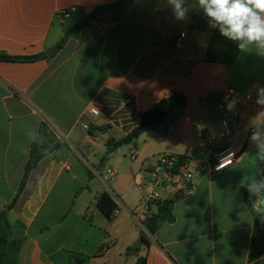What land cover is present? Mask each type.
Listing matches in <instances>:
<instances>
[{
    "label": "crops",
    "instance_id": "obj_1",
    "mask_svg": "<svg viewBox=\"0 0 264 264\" xmlns=\"http://www.w3.org/2000/svg\"><path fill=\"white\" fill-rule=\"evenodd\" d=\"M187 5V19L178 21L166 0H0V53L46 55L0 61V209L8 211L18 264H136L139 257L147 264H251L255 218L242 191L255 167L264 170L248 139L255 100L229 107L234 134L218 148L232 145L239 159L227 170L211 171V150L197 130L222 133L219 105L228 90L256 96L264 58L240 52L208 26L195 0ZM106 6L114 7L65 40ZM72 8V17L57 16ZM69 20L75 23L66 28ZM175 93L185 101L129 144L124 165L113 169L116 150L107 156V142L126 137L142 113ZM43 125L61 145L21 189L29 133L36 141ZM162 154L189 158L196 190L179 196L160 189L162 200H174L175 220L150 235L145 222L158 207L144 202L147 163ZM104 193L117 205L112 221L98 207ZM143 233L150 246L132 251Z\"/></svg>",
    "mask_w": 264,
    "mask_h": 264
},
{
    "label": "trees",
    "instance_id": "obj_2",
    "mask_svg": "<svg viewBox=\"0 0 264 264\" xmlns=\"http://www.w3.org/2000/svg\"><path fill=\"white\" fill-rule=\"evenodd\" d=\"M114 6L100 7L92 14L88 15L85 19L79 22L73 29H71L65 40L75 32H78L89 20L95 18L100 12L108 10ZM63 40V43L64 41ZM46 57L45 54L32 56V57H11L0 53V61H34ZM185 97L175 93L170 98L164 99L161 103L157 104L153 109L148 110L140 115L138 126L133 129L126 137L115 140L110 139L107 142L108 152L107 156L113 151L129 145L140 138V136L149 128L158 125L165 121L176 109L177 105L185 101ZM59 142H55L47 127L43 125L39 138L32 144L30 159L25 169V176L21 185L24 187L26 179L30 171L35 168L49 150H55L60 147ZM106 158V157H105ZM243 198L254 214L252 204L249 200L248 193L242 191ZM180 196V195H179ZM16 201V200H15ZM14 203V202H13ZM174 200H163L157 204V213L149 217L145 222V227L150 235H153L161 227L164 222H173L175 217L172 213ZM13 205V204H12ZM12 205L10 207H12ZM98 207L101 212L112 221L114 213L117 210V205L108 193H104L98 200ZM8 211L0 209V264H18V250L14 247L15 241L11 240L12 227L8 221ZM255 215V214H254ZM150 246V241L147 234L143 233L139 242L131 248L134 252H139L142 246ZM249 262L251 264H264V222L257 217L255 218V226L252 237L251 248L249 252ZM136 264H147V258L139 257Z\"/></svg>",
    "mask_w": 264,
    "mask_h": 264
},
{
    "label": "clouds",
    "instance_id": "obj_3",
    "mask_svg": "<svg viewBox=\"0 0 264 264\" xmlns=\"http://www.w3.org/2000/svg\"><path fill=\"white\" fill-rule=\"evenodd\" d=\"M171 7L174 18L178 21L187 19L191 5L187 0H166ZM187 5V6H186ZM196 7L206 18L208 26L216 29L220 35L232 41L240 52L255 53L264 58V0H195ZM186 33H181L184 38ZM256 94L255 104L258 111L251 120L250 142L257 147L255 152L257 162H264V85H254ZM246 99H252L250 91ZM31 142H35V135L29 133ZM255 175L245 181L244 187L252 200L254 218L264 222V170L257 167ZM260 176V179L257 177Z\"/></svg>",
    "mask_w": 264,
    "mask_h": 264
},
{
    "label": "built area",
    "instance_id": "obj_4",
    "mask_svg": "<svg viewBox=\"0 0 264 264\" xmlns=\"http://www.w3.org/2000/svg\"><path fill=\"white\" fill-rule=\"evenodd\" d=\"M76 11L72 9H62L57 16L60 18H70ZM183 38L180 37L175 43L177 49L181 48ZM246 95L236 93L233 90H228L223 102L219 105V112L222 114L221 125L222 133L216 134L209 130H197V137L202 144L211 150L212 162L211 171L213 173H221L228 168L234 166L239 156L235 152L232 145L225 148H218V143L221 138H232L234 130L231 123L229 107L239 103L242 100L253 101L246 99ZM93 115H98L96 109H91ZM147 179L145 182L144 202L149 206H156L158 202L163 201L160 189H167L174 195L189 196L194 194L196 190L195 174L190 166V160L186 156L162 154L147 163Z\"/></svg>",
    "mask_w": 264,
    "mask_h": 264
},
{
    "label": "rangeland",
    "instance_id": "obj_5",
    "mask_svg": "<svg viewBox=\"0 0 264 264\" xmlns=\"http://www.w3.org/2000/svg\"><path fill=\"white\" fill-rule=\"evenodd\" d=\"M74 23L75 22L73 20L67 21L66 28H70ZM128 147H129L128 145L122 147L121 148L122 149V153H120L119 150H116L115 152H113L110 155V157H109L110 161L113 160V164H112L113 169H120L124 165V163H125L124 160H126V158L129 157V156L126 155L127 152H128ZM104 177L106 178L105 175H104ZM112 184H113V180L109 182L110 186H112Z\"/></svg>",
    "mask_w": 264,
    "mask_h": 264
},
{
    "label": "water",
    "instance_id": "obj_6",
    "mask_svg": "<svg viewBox=\"0 0 264 264\" xmlns=\"http://www.w3.org/2000/svg\"><path fill=\"white\" fill-rule=\"evenodd\" d=\"M55 49H56V48H54L53 50H49V51H47V54H48V55H52V54H53V51H55Z\"/></svg>",
    "mask_w": 264,
    "mask_h": 264
}]
</instances>
